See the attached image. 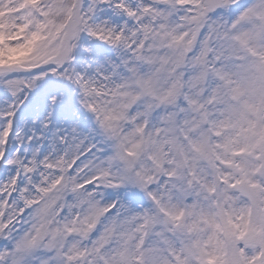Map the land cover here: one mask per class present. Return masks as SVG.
<instances>
[{
    "label": "snow or ice",
    "instance_id": "snow-or-ice-1",
    "mask_svg": "<svg viewBox=\"0 0 264 264\" xmlns=\"http://www.w3.org/2000/svg\"><path fill=\"white\" fill-rule=\"evenodd\" d=\"M0 264H264V0H0Z\"/></svg>",
    "mask_w": 264,
    "mask_h": 264
}]
</instances>
